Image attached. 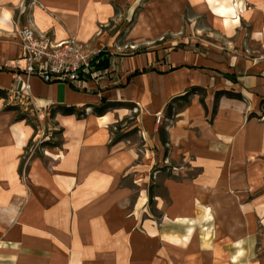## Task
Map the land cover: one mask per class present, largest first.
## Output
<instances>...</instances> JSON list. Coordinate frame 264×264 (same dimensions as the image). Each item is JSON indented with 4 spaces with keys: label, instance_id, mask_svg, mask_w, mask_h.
Masks as SVG:
<instances>
[{
    "label": "crops",
    "instance_id": "crops-1",
    "mask_svg": "<svg viewBox=\"0 0 264 264\" xmlns=\"http://www.w3.org/2000/svg\"><path fill=\"white\" fill-rule=\"evenodd\" d=\"M135 4L125 40L116 42L125 28L119 21ZM188 12L205 19L215 40L190 41ZM263 13L264 0H0V89L7 94L0 97V264H207L217 241L225 240L222 251L242 241V252L250 253L247 242L256 234L254 251L263 253L264 60L251 57L249 47L254 34L263 38ZM16 24H31L57 41L112 44L118 51L102 79L46 83L30 76L32 99L17 102L9 92L21 65ZM127 46L131 54L122 56ZM191 86L205 88L206 110L193 94L164 130L168 157L187 162L196 175L167 183L171 203L156 201L162 212L156 219L147 209L145 176L138 177L144 171L137 167L136 142L114 141L113 127L132 113L146 124L156 112L168 118L167 104ZM221 89L242 98L221 96L211 116ZM105 100L126 104L93 114L92 106ZM6 104L44 116L57 105H74L85 116L55 112L59 145L25 157L39 134L15 120ZM59 116L79 127L67 148ZM84 147L91 148L85 160ZM128 172L130 185L122 182ZM214 187L218 218L209 203Z\"/></svg>",
    "mask_w": 264,
    "mask_h": 264
},
{
    "label": "rangeland",
    "instance_id": "rangeland-1",
    "mask_svg": "<svg viewBox=\"0 0 264 264\" xmlns=\"http://www.w3.org/2000/svg\"><path fill=\"white\" fill-rule=\"evenodd\" d=\"M136 5L138 4H135L133 6L134 9L128 15L123 16V18H121V20L119 21V23L123 24V27L125 25V28H123L116 42H123L125 40L129 26L132 24L139 8V6ZM118 12L119 9H116L117 14H119ZM186 16L191 19L189 22V24L191 25L186 29V33L191 39L190 41H193L194 36H199L201 37V39L203 38L208 42H212V39H214L213 37L215 36L210 30L209 25L206 23L205 19L203 17H197L190 12H188ZM178 33L179 32H175L174 35H177ZM252 39L254 41L249 45L251 50L250 56L257 58L260 55L264 54V50L261 47V43L264 40V35L263 38H259L256 34H254L252 36ZM174 43L175 41L168 42V44H166L167 48L171 47ZM89 48L93 50L96 49L98 52L100 50H105L109 52L110 55L111 52L118 51L116 45L112 44H102V46L89 45ZM132 48L133 47L131 46L121 48V53L125 54L122 56H128L129 54H131L129 49ZM138 49L146 51L147 48L138 47ZM109 67L110 66L106 68L107 73L109 71ZM22 99L23 98H20L19 96L17 97L15 95L13 98V100L17 102ZM185 104L186 102L184 101L175 104L173 112L177 113L181 108H183ZM16 106L18 107V110L15 113V116L18 114H24L26 116V119L24 121L32 126L35 133L39 134V138L37 140L30 141L28 143L26 152L24 153L25 157H28L29 154L40 152V150L46 145L44 144V142H48L53 145L56 144L57 146L59 145L62 136V129L54 122V113H50L48 116H44L43 114L38 115L35 111L28 112L27 110L20 108L18 105ZM136 114L132 113L128 116L122 117L119 121H117V127H113V131L115 135H118L123 139L128 138L129 141L133 140L136 142L135 145L137 146L135 149L138 151L136 161L137 167L142 168V171H144V175L143 173H141L138 175V177L142 179L143 176H145L148 187V194H151L153 196L152 202L150 204H147V209L149 214L158 219L162 216V212L161 209L156 206V201L160 202L161 205H169L171 203L170 191L166 186L168 185L167 183L192 178L196 175V170L190 168L187 162L179 164V162H177L176 160L170 159L168 157L169 147L166 146V143H162L159 139L158 130L165 129L168 121L174 119V115L170 118L165 117L166 119L164 120L162 118V120L157 124L155 121H153V119H149V123L146 124L145 122H143V118H136ZM161 114L163 115V113ZM125 142L129 144L127 141ZM25 159L27 158H23L20 163L22 167L25 166ZM179 167L183 170V173H178ZM131 179L132 174L128 172L124 175L122 182L123 184L130 185ZM260 239L261 238H258V234H256V237H251V239L249 240L250 242H247V246H251L250 253L242 252L244 246L242 241L235 243L234 247L232 246L234 248L232 249L233 251L227 248L224 249L225 251H222V246L226 242L225 240L219 242L217 241V243L214 245V248H217L218 251L214 252V254L212 255V258L214 257L213 260L211 258V254H208L207 264H211V262L212 264L215 263L216 255L220 258L218 260V264H264V252L260 253L259 251H254V246L259 244ZM204 241L205 245L203 247L205 248V250H211V245L209 243L211 242V240L206 238ZM205 256L207 257V254Z\"/></svg>",
    "mask_w": 264,
    "mask_h": 264
},
{
    "label": "built area",
    "instance_id": "built-area-1",
    "mask_svg": "<svg viewBox=\"0 0 264 264\" xmlns=\"http://www.w3.org/2000/svg\"><path fill=\"white\" fill-rule=\"evenodd\" d=\"M264 19V13L262 14ZM264 34V28L262 29ZM13 37L19 46L20 70L10 86L9 92L20 98H29V77L36 76L43 82H67L76 83L86 79L100 80L107 74L106 68H97L92 63L98 53L96 49H90L88 44L75 39L54 40L46 34L36 31L31 24H16L12 30ZM264 50V40L261 43ZM264 59V54L257 57ZM133 112L136 108L132 109ZM163 118L161 112L155 113V122L159 123Z\"/></svg>",
    "mask_w": 264,
    "mask_h": 264
},
{
    "label": "trees",
    "instance_id": "trees-1",
    "mask_svg": "<svg viewBox=\"0 0 264 264\" xmlns=\"http://www.w3.org/2000/svg\"><path fill=\"white\" fill-rule=\"evenodd\" d=\"M96 60L99 61V63L95 64L97 66V68H101V69L107 68L109 66V64H110L109 63V61H110L109 52H107L105 50H100L95 55V57L93 58L92 63L94 64ZM0 70H1V68H0ZM137 73H138V71H134V72H132L130 74V76L135 75ZM86 80H89V78L86 79ZM193 94H197L198 95L199 102L201 103L203 108L206 110V105L204 103V96L206 95L205 88L204 87H200V86H191L184 93H182L180 95H177V96H174L170 100V102L167 104V108H166V113H165L166 117L170 118V117H172L175 114L173 112V108H174L175 104H177V103H179L181 101H184V102L188 103L190 96L193 95ZM221 96H225V97H229V98H236V99H241L242 98L239 93H236V92L231 91V90H226V89L217 90L215 92V94H214V101H213V108H212V111H211V116H213L215 114L216 108H217V104H218V99ZM0 97H2V98H6L7 97V94H6L5 90L0 89ZM261 103H264V99L261 101ZM125 104L126 103H124V102L106 101L105 100L102 103H100L99 105H93L91 110H92L93 114H95L97 116H100V115L104 114L110 108L121 107V106H124ZM4 110H12V111H14L16 113L17 110H18V107L16 105H6L4 107ZM55 112H59L61 114H74L77 118H83L85 116L84 108H77L74 105H69V106L57 105V106L53 107L50 110L51 114H53ZM250 116H254V114H251ZM14 118L17 121H20V120H25L26 116L24 114H18ZM117 125H116V127H117ZM158 134H159L160 141L165 144L167 142L166 136H165V130L164 129H159L158 130ZM119 138H121V137L117 136L114 139V141L119 139ZM44 144H46L48 146H56V144L53 145V144L48 143V142H44ZM151 202H152V195L150 194L148 203L150 204Z\"/></svg>",
    "mask_w": 264,
    "mask_h": 264
},
{
    "label": "bare ground",
    "instance_id": "bare-ground-1",
    "mask_svg": "<svg viewBox=\"0 0 264 264\" xmlns=\"http://www.w3.org/2000/svg\"><path fill=\"white\" fill-rule=\"evenodd\" d=\"M258 27H260V24L258 25ZM261 28V27H260ZM197 96H195L196 98ZM59 124L61 127L65 128L64 131V137L66 139V143H65V147L67 148L68 146H70V140L71 138H73V135L76 134L79 131V127L77 122H75L74 118L72 117H63V116H59L58 118ZM95 121L93 119L89 120V125H91V123H94ZM75 143L80 144V138L76 137L74 138ZM85 149V154H84V160L89 158V153L91 148L90 147H84ZM217 188L214 187L213 190L211 191V197L209 199V203H210V207H211V211L214 214L215 218H218L219 216V202L217 201ZM225 229L229 230V226H232L231 224H224ZM231 234V232H230ZM215 263L214 264H218V260L220 259L219 257H217V255L215 256Z\"/></svg>",
    "mask_w": 264,
    "mask_h": 264
},
{
    "label": "clouds",
    "instance_id": "clouds-1",
    "mask_svg": "<svg viewBox=\"0 0 264 264\" xmlns=\"http://www.w3.org/2000/svg\"><path fill=\"white\" fill-rule=\"evenodd\" d=\"M9 16V13L5 12V18H7Z\"/></svg>",
    "mask_w": 264,
    "mask_h": 264
}]
</instances>
